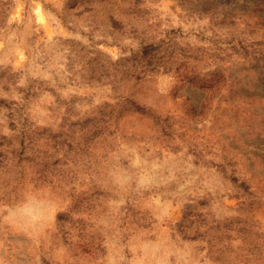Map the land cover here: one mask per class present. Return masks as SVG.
Wrapping results in <instances>:
<instances>
[{"label": "rangeland", "instance_id": "374dc122", "mask_svg": "<svg viewBox=\"0 0 264 264\" xmlns=\"http://www.w3.org/2000/svg\"><path fill=\"white\" fill-rule=\"evenodd\" d=\"M0 264H264V0H0Z\"/></svg>", "mask_w": 264, "mask_h": 264}, {"label": "clouds", "instance_id": "9594fccd", "mask_svg": "<svg viewBox=\"0 0 264 264\" xmlns=\"http://www.w3.org/2000/svg\"><path fill=\"white\" fill-rule=\"evenodd\" d=\"M48 215L49 206L38 197H26L19 206L0 208V219L13 226L36 231L46 227Z\"/></svg>", "mask_w": 264, "mask_h": 264}]
</instances>
